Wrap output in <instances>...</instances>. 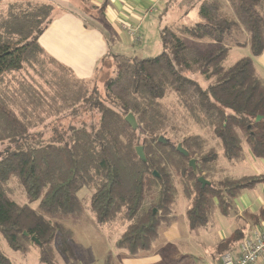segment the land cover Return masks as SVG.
<instances>
[{
    "label": "trees",
    "instance_id": "1",
    "mask_svg": "<svg viewBox=\"0 0 264 264\" xmlns=\"http://www.w3.org/2000/svg\"><path fill=\"white\" fill-rule=\"evenodd\" d=\"M230 2L235 17L221 12L217 0H203L199 22L177 31L161 29L162 51L156 56L110 55L115 73L104 84L103 97L40 45L53 5L15 2L0 11V142L6 144L0 150V236L9 248L26 254L35 246L43 264L55 263V245L65 257L74 254L71 231L54 219L80 215L78 193L85 189L97 223L125 224L116 245L134 254L149 248L172 219L178 195L189 202L190 227H205L216 210L227 215L239 193L264 179L231 174L220 161L221 155L230 165L238 163L245 148L252 157L264 158V78L253 60L264 54V0ZM235 32L244 39L234 38ZM184 36L209 37L217 45L202 51ZM225 39L248 46L250 56L225 65ZM26 69L50 90L23 81L9 87L10 75ZM168 95L182 109L187 127L208 130L169 139L162 103ZM84 113H97V122L65 128L60 121ZM128 113L136 129L125 120ZM48 117L59 124L44 139L36 128L52 123ZM177 142L188 157L177 150ZM139 145L145 161L136 153ZM199 177L210 183L202 186ZM17 187L27 196L25 203L13 198ZM0 264H12L1 246Z\"/></svg>",
    "mask_w": 264,
    "mask_h": 264
},
{
    "label": "crops",
    "instance_id": "2",
    "mask_svg": "<svg viewBox=\"0 0 264 264\" xmlns=\"http://www.w3.org/2000/svg\"><path fill=\"white\" fill-rule=\"evenodd\" d=\"M164 2L165 0H70V5H65L63 12L57 16H54L56 5L53 4L52 20L40 35L39 43L49 55L69 67L76 77L89 80L95 77L106 56L112 55L109 43L113 40L120 47L124 43L128 44L129 40L132 43L140 42L148 16ZM82 5L95 7L102 13L101 18L90 17L94 23L90 24V28L84 23L86 19L83 18ZM253 60L256 68L264 67V54ZM256 159H261L258 166L264 167V158ZM256 172V175L264 177V173ZM254 188L255 193L252 195L249 191ZM182 196L180 194L179 197ZM184 199L185 209L181 216L186 218V226L175 222L174 214L166 225L159 228L149 248L133 254L116 245L118 238L113 240L102 236L107 247L105 253L96 256L94 252L86 259L84 252L90 249L85 246L84 252L80 253L81 258L63 260L64 264H219L218 255L221 251L230 252L233 248V252L242 239L264 231V218L260 216V210L264 207V179L239 193L234 199L233 209L227 215L216 210L205 227H190L186 214L189 202L185 197ZM119 225L122 224L119 222ZM123 228L125 229L124 225ZM236 234L237 238L234 239Z\"/></svg>",
    "mask_w": 264,
    "mask_h": 264
},
{
    "label": "rangeland",
    "instance_id": "3",
    "mask_svg": "<svg viewBox=\"0 0 264 264\" xmlns=\"http://www.w3.org/2000/svg\"><path fill=\"white\" fill-rule=\"evenodd\" d=\"M42 2L48 4H55V14L54 16L60 15L63 12V8L65 5H70V0H0V11H5L7 5L15 2ZM66 1V2H65ZM77 2L82 0H76ZM203 0H165V2L160 6L155 8L153 12L148 16L146 20V26L144 27V31L141 32V41L138 43H132L130 40L128 44H123L118 47L117 43L113 40L109 43L110 48L109 52L113 53H121L126 56L132 57L135 60H141L149 57H153L158 55L162 51V43L160 38V30L164 28H172L173 30H178L183 26H192L200 21V5ZM220 4V10L226 16L235 17L234 10L230 0H217ZM63 5V6H62ZM54 6V5H53ZM62 7V8H61ZM82 7H84L82 5ZM261 12L264 15V5L261 6ZM101 11L96 9L95 7L89 8L88 6L84 7L83 10V18L86 19L84 21L87 27H92L94 25L93 21L90 20L91 16L101 18ZM52 17V16H51ZM89 19V20H88ZM52 20V19H51ZM51 22V21H50ZM92 24V25H90ZM94 27V26H93ZM183 35H181L182 37ZM234 38H238L239 40L244 39V36L240 34L233 35ZM184 41L190 45L196 46L202 51H207L208 49L213 48L217 45L216 41L209 37H202V38H195V37H183ZM225 44L229 46L228 54L224 60L225 65H231L239 58L243 56H250V50L248 46H239L235 45L233 42H228L225 39ZM112 57H107L102 61L100 64V69H98L95 73V77L88 80V87L90 90H96L101 97H103L104 91V84L106 81L114 75L113 65L111 63ZM99 68V67H98ZM260 76L264 78V67L259 66L257 67ZM12 81L7 80V84L9 87L14 88L16 87L17 83L26 82L32 86H37L39 84L41 87L45 89H49L48 85L44 83L43 79L34 74L32 69H26L19 73H15L10 75ZM14 78V80H13ZM202 83H205L202 78L197 77ZM4 85V84H3ZM0 88L2 89V83L0 84ZM50 90V89H49ZM167 97V98H166ZM165 99L162 100L164 106V112L166 113V117L168 119L169 126L166 128V135L169 139L173 141L181 140L184 135L187 134H197V132L201 133L204 129L208 130L205 127L197 126V125H189L186 126V121L184 120V115L182 113V109L177 106L175 101L171 95L166 96ZM177 102V101H176ZM179 107V108H178ZM79 114V113H76ZM44 114H42L43 116ZM54 117H48V123L50 124L41 125L36 130H39L43 134V138L47 139L49 136L53 135L52 128L56 127L59 123L53 122L55 119ZM45 121V123L47 122ZM98 120L97 113H84L75 118H67L66 120H60L65 124L64 127L67 128L69 124H73L79 126L82 122H86L89 124L90 122L96 123ZM172 125L175 126V130L171 129ZM209 142L212 144L216 142V139ZM179 143V142H177ZM6 146L5 143L0 142V150H2ZM249 153L247 152V148H245V156L242 160L238 163H234L232 165L229 164L225 159L223 162V157L220 155V161L223 162V165L226 167L229 173L234 175H256L257 172L264 173V167H259L258 164L262 161L261 159L253 158L247 156ZM246 159V160H245ZM249 193L252 195L255 193V188L250 190ZM13 198L19 203H25L27 201V196L22 191L20 187L14 189ZM79 198L81 202V214L78 216H63L61 218H57V220L65 225L66 228L71 231V242L70 247H72L73 253H70L69 256H64L60 253L55 245L56 251V259L54 264H64L65 261L63 260H73L81 258L80 253L84 252L85 246H88L90 251H85V258L88 259L90 254H94L96 252V256H100L102 253L106 252V245H104L105 237L106 239H119L122 235L123 225H119V222L116 221L113 225L111 224H104L99 226L94 214L90 210V198L91 193L85 189H82L79 193ZM180 195H178L179 197ZM177 205L173 208V215L175 214V222H177L180 226L187 224L186 218L181 215L184 212V205L185 199L184 197H179ZM37 203H31L33 208H36ZM174 219V218H173ZM125 226V224H124ZM186 226V225H185ZM119 236V237H118ZM117 239V240H118ZM110 241V240H109ZM117 242V241H116ZM0 246L1 250L10 258L12 264H43L39 260V253L38 249L33 246L31 249L26 253H21L19 251L13 250L8 247L6 241L0 236ZM77 252V254H75ZM225 253V252H224Z\"/></svg>",
    "mask_w": 264,
    "mask_h": 264
},
{
    "label": "built area",
    "instance_id": "4",
    "mask_svg": "<svg viewBox=\"0 0 264 264\" xmlns=\"http://www.w3.org/2000/svg\"><path fill=\"white\" fill-rule=\"evenodd\" d=\"M264 264V231L241 240L233 252L220 256L219 264Z\"/></svg>",
    "mask_w": 264,
    "mask_h": 264
},
{
    "label": "water",
    "instance_id": "5",
    "mask_svg": "<svg viewBox=\"0 0 264 264\" xmlns=\"http://www.w3.org/2000/svg\"><path fill=\"white\" fill-rule=\"evenodd\" d=\"M259 119V117L257 118ZM125 120L131 125V127L133 129H136L137 128V122H136V119L134 117V115L132 113H128L126 116H125ZM158 140L162 143H167L168 140L166 137L164 136H159ZM135 150H136V153L137 155L139 156V158L142 160V161H145V155H144V152H143V147L141 145L139 146H136L135 147ZM177 150L184 156L188 157L189 156V153L186 149H184L182 146H181V143H178L177 144ZM188 165L190 167H192L194 170L196 168V165H195V160L194 159H190L189 162H188ZM153 174L155 176H158V173L156 171H153ZM198 180L201 182L202 186L206 185V184H209L210 182L206 179H204L203 177H199ZM155 211V209H154ZM26 234V233H24ZM32 241H34L35 243L39 244V241L32 237L31 238Z\"/></svg>",
    "mask_w": 264,
    "mask_h": 264
}]
</instances>
